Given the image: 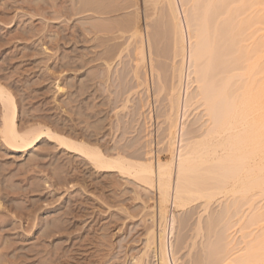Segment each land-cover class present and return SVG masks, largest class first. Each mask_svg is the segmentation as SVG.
I'll return each mask as SVG.
<instances>
[{"label":"rangeland","instance_id":"rangeland-1","mask_svg":"<svg viewBox=\"0 0 264 264\" xmlns=\"http://www.w3.org/2000/svg\"><path fill=\"white\" fill-rule=\"evenodd\" d=\"M74 1L0 0V83L16 99L19 127L47 126L110 157L169 159L174 38L166 4L151 0L147 10L165 87L155 95L148 69L137 67L140 40L131 38L138 14L144 26L142 0H101L91 12ZM192 114L194 135L202 114ZM154 201L134 179L97 169L51 140L10 151L0 138V264H156L145 256ZM203 211L196 203L178 217L173 241L182 264H207L218 243L223 256L219 236L231 220L218 203Z\"/></svg>","mask_w":264,"mask_h":264},{"label":"bare ground","instance_id":"bare-ground-1","mask_svg":"<svg viewBox=\"0 0 264 264\" xmlns=\"http://www.w3.org/2000/svg\"><path fill=\"white\" fill-rule=\"evenodd\" d=\"M77 1L89 12L102 4L101 0ZM158 1L166 4L174 38L164 143L169 159L153 154L142 161L110 157L98 146L47 126L22 131L16 99L1 83L0 138L10 151L31 150L43 139L51 140L95 168L132 178L145 191L155 193L154 225L146 239L145 256H153L156 264L183 263L173 238L178 217L196 203L202 204L203 213L218 203L231 220L219 236L226 241L223 256L217 257L219 243L211 245L204 258L207 264H264V0ZM151 2L142 0L143 28L138 14L130 30L131 38L140 40L137 67L142 64L148 69L147 80L159 95L165 87L153 51L147 13ZM193 112L202 114L199 133L194 135L187 131ZM214 222L209 219L208 230Z\"/></svg>","mask_w":264,"mask_h":264},{"label":"snow or ice","instance_id":"snow-or-ice-1","mask_svg":"<svg viewBox=\"0 0 264 264\" xmlns=\"http://www.w3.org/2000/svg\"><path fill=\"white\" fill-rule=\"evenodd\" d=\"M0 91H3V89H0Z\"/></svg>","mask_w":264,"mask_h":264}]
</instances>
